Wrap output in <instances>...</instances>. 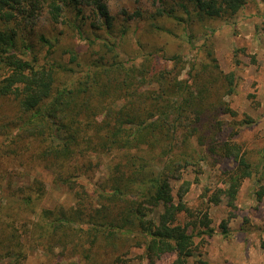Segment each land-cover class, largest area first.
I'll return each mask as SVG.
<instances>
[{
  "label": "trees",
  "instance_id": "trees-1",
  "mask_svg": "<svg viewBox=\"0 0 264 264\" xmlns=\"http://www.w3.org/2000/svg\"><path fill=\"white\" fill-rule=\"evenodd\" d=\"M250 1L159 0L118 19L104 0H0V264L33 254L37 264H122L134 248L147 264L168 254L190 264L196 237L213 233L211 204L225 198L227 233L244 180L264 199V149L233 138L252 120L235 119L227 97L238 76L221 68L211 41L186 75L180 53L140 42L127 61L117 49L131 16L148 33L174 34L166 22L206 28ZM206 159L225 166L195 209L183 195ZM44 174L74 202L43 206Z\"/></svg>",
  "mask_w": 264,
  "mask_h": 264
},
{
  "label": "rangeland",
  "instance_id": "rangeland-1",
  "mask_svg": "<svg viewBox=\"0 0 264 264\" xmlns=\"http://www.w3.org/2000/svg\"><path fill=\"white\" fill-rule=\"evenodd\" d=\"M104 1L110 13L118 19L127 14H136V10L140 14H148L160 3L159 0ZM130 23L127 33L117 39V49L122 59H138L142 51L140 42H143L146 50L160 49L166 55L174 52L182 54L185 62L183 75L187 74L194 59L204 57L205 42L211 41L221 68L233 70L238 76L236 91L227 97L238 112L235 119L252 120L239 125L233 138L256 151L264 149V0L248 2L233 16L207 20L204 23L206 28L194 22L191 30L190 26L183 30L181 26L166 22V28L174 34L165 31L161 34L148 33L145 31V21L137 15L130 17ZM226 119L232 120L228 116ZM209 161H200L203 172L183 195V200L195 209L204 207L207 188H214L220 182L219 172L225 166L222 162L211 165ZM185 176L194 180L195 172L190 168ZM25 180L29 181L28 177ZM44 180L47 192L42 201L43 206L53 207L58 203L70 205L74 202L66 185L53 183L48 174H44ZM83 182L92 187L86 179ZM173 186L177 200L178 182L174 181ZM253 188L250 179L244 180L234 210L236 216L227 223V233H223L221 227L229 213L225 198L208 207L213 233H202L196 237L197 248L190 264H264V247L261 243L264 240V199L260 202L256 200ZM203 228L202 225L198 226V229ZM141 252L142 249L134 248L131 259L122 264H147ZM33 255L29 264H37L38 256ZM172 259L173 255H164L155 264H170ZM59 264L68 262L63 260Z\"/></svg>",
  "mask_w": 264,
  "mask_h": 264
}]
</instances>
